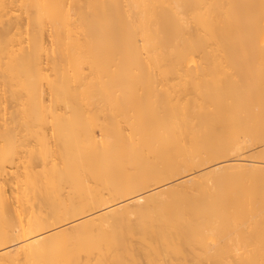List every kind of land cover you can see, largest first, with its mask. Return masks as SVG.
Instances as JSON below:
<instances>
[{
    "label": "bare ground",
    "instance_id": "1",
    "mask_svg": "<svg viewBox=\"0 0 264 264\" xmlns=\"http://www.w3.org/2000/svg\"><path fill=\"white\" fill-rule=\"evenodd\" d=\"M0 264H264V0H0Z\"/></svg>",
    "mask_w": 264,
    "mask_h": 264
}]
</instances>
